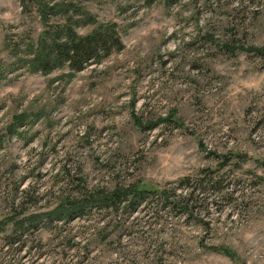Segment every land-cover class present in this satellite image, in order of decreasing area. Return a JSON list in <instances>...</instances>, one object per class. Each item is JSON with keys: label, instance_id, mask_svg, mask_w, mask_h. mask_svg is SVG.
Listing matches in <instances>:
<instances>
[{"label": "rangeland", "instance_id": "rangeland-1", "mask_svg": "<svg viewBox=\"0 0 264 264\" xmlns=\"http://www.w3.org/2000/svg\"><path fill=\"white\" fill-rule=\"evenodd\" d=\"M43 1L123 48L32 72L38 5L0 0V264H264V0ZM132 186L151 191L135 212L92 201Z\"/></svg>", "mask_w": 264, "mask_h": 264}, {"label": "trees", "instance_id": "trees-1", "mask_svg": "<svg viewBox=\"0 0 264 264\" xmlns=\"http://www.w3.org/2000/svg\"><path fill=\"white\" fill-rule=\"evenodd\" d=\"M45 22V29L40 34L36 43L30 42L25 46V51L18 58V63L35 73L48 75L54 71L68 67L72 73L85 69L90 63H99L114 51H120L123 43L117 25L102 23L96 16L84 7L72 6L67 3L50 5L43 0H35ZM151 5L158 0H144ZM173 4L178 0H166ZM50 17H60L61 24L49 26ZM92 26L87 34H80L78 29ZM17 52H14L16 54ZM151 191L139 189L136 186L117 188L108 193L92 195V201L97 206L109 207L110 205L123 206L135 212L146 201V195ZM180 203L178 200L173 203ZM87 204L80 200H67L57 207L55 212L61 221H73L84 215ZM34 217L21 220L14 218L12 223L17 227L33 225ZM37 219V218H36ZM6 222H0V232L6 229Z\"/></svg>", "mask_w": 264, "mask_h": 264}]
</instances>
